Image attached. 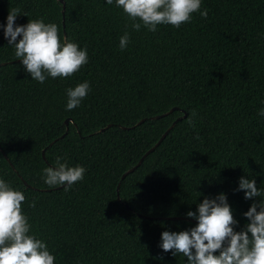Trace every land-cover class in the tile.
Returning <instances> with one entry per match:
<instances>
[{
	"label": "trees",
	"instance_id": "1",
	"mask_svg": "<svg viewBox=\"0 0 264 264\" xmlns=\"http://www.w3.org/2000/svg\"><path fill=\"white\" fill-rule=\"evenodd\" d=\"M63 2L64 17L57 0H0V179L24 194L29 235L54 264H187L162 251L161 234L190 230L196 222L170 218L219 194L234 231L244 230V213L264 202V0H201L207 18L196 12L155 32L132 30L115 0ZM13 8L17 26L57 24L88 63L70 77L32 80L3 35ZM84 82L87 96L67 110L66 90ZM57 157L86 169L68 191L44 183ZM244 176L260 197L236 191Z\"/></svg>",
	"mask_w": 264,
	"mask_h": 264
},
{
	"label": "clouds",
	"instance_id": "2",
	"mask_svg": "<svg viewBox=\"0 0 264 264\" xmlns=\"http://www.w3.org/2000/svg\"><path fill=\"white\" fill-rule=\"evenodd\" d=\"M105 2L113 4V0ZM115 6L132 21L130 27L134 31H139L142 25L150 32H155L158 25L179 28L191 21L193 13L200 12L202 18L208 15L207 9L200 11L201 0H115ZM20 12L19 8L8 12L3 35L32 80L42 84L47 77H70L88 63L87 50L68 40L65 33L62 41L57 24L36 19L15 25ZM128 43L129 34L125 32L120 37L119 48L124 50ZM66 91L67 110H72L87 96L89 84L80 83ZM258 115L264 116V108ZM66 120L68 124L71 121ZM188 122L191 124V119ZM62 159L56 158L55 168H44V183L49 188L67 185L64 191H68L74 183L83 180L86 169L70 167L61 162ZM238 183L236 191H242L245 200L261 196L255 179L244 176ZM24 200L21 191L0 179V264H54L55 256L50 254L46 244L29 235L31 225L22 211ZM30 207H35V201ZM186 216L196 220V225L179 233L162 232L159 247L163 252H171L173 256L182 254L187 264H264V202L253 203L244 213L249 223L240 232L234 231L237 221L224 194L215 199L204 198L197 205V211H189Z\"/></svg>",
	"mask_w": 264,
	"mask_h": 264
},
{
	"label": "water",
	"instance_id": "3",
	"mask_svg": "<svg viewBox=\"0 0 264 264\" xmlns=\"http://www.w3.org/2000/svg\"><path fill=\"white\" fill-rule=\"evenodd\" d=\"M61 4H62V8H64V6H63V0H58ZM62 13H63V9H62ZM174 110H177L176 108H173V109H171V110H169L168 112H166L165 114H163V115H160V116H156V117H153V118H155V119H158V118H160V117H162V116H164V115H166L167 113H171L172 111H174ZM183 117H185V114L183 115ZM180 118H178L177 120H179ZM144 119H142V120H140L139 121V123L140 122H142ZM65 126L67 127V125H68V121L66 120L65 122ZM138 124V123H137ZM174 124H175V121H174V123H172V125L169 127V129H167L164 133H163V135L161 136V138L158 140V142L155 144V146H157L158 144H160V142L164 139V137L168 134V132L172 129V127L174 126ZM111 125H108V126H106L105 128H102V129H100L99 131H103V130H105L106 128H109ZM122 129H126V128H122ZM63 136V135H62ZM61 136V137H62ZM154 146V147H155ZM153 150V148H151L149 151H152ZM148 151V152H149ZM147 152V153H148ZM146 153V154H147ZM42 154H43V152H42ZM145 156V155H144ZM141 160H142V158L139 160V162L137 163V164H139L140 162H141ZM136 167V165L133 167V168H131V169H129V170H127L126 172H124L123 173V175H122V178L125 176V175H127L128 173H131L133 170H134V168ZM24 184H26V183H24ZM27 187H30V186H27ZM116 189H118V186H117V188ZM170 219H172V220H186V221H190V222H196V220H194V219H192V218H184V217H173V218H170Z\"/></svg>",
	"mask_w": 264,
	"mask_h": 264
}]
</instances>
